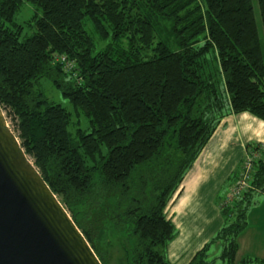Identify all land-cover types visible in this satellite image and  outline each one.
Here are the masks:
<instances>
[{
    "label": "trees",
    "instance_id": "trees-1",
    "mask_svg": "<svg viewBox=\"0 0 264 264\" xmlns=\"http://www.w3.org/2000/svg\"><path fill=\"white\" fill-rule=\"evenodd\" d=\"M256 3L260 25L253 0H0V108L101 264L109 234L127 241L129 264H171L169 207L220 121L247 113L264 122ZM26 4L32 16L17 23ZM245 157L250 189L220 205L222 227L189 264H236L248 210L264 193V145H247ZM218 242L220 256L207 261Z\"/></svg>",
    "mask_w": 264,
    "mask_h": 264
},
{
    "label": "water",
    "instance_id": "water-1",
    "mask_svg": "<svg viewBox=\"0 0 264 264\" xmlns=\"http://www.w3.org/2000/svg\"><path fill=\"white\" fill-rule=\"evenodd\" d=\"M0 264H101L0 108Z\"/></svg>",
    "mask_w": 264,
    "mask_h": 264
},
{
    "label": "crops",
    "instance_id": "crops-1",
    "mask_svg": "<svg viewBox=\"0 0 264 264\" xmlns=\"http://www.w3.org/2000/svg\"><path fill=\"white\" fill-rule=\"evenodd\" d=\"M249 144L264 145V122L247 113L227 115L220 121L169 207V217L177 230V236L167 246L171 264H189L222 227L220 206L217 208L211 203L215 202L225 183L235 184L236 179L232 175L237 173L245 147ZM223 202L219 200L218 203L222 205ZM173 209L178 210L175 220ZM247 222V228L237 240V255L241 254L240 261L244 258L264 259V193L248 210ZM250 229L255 235L247 233ZM194 244L197 246L190 249Z\"/></svg>",
    "mask_w": 264,
    "mask_h": 264
},
{
    "label": "rangeland",
    "instance_id": "rangeland-1",
    "mask_svg": "<svg viewBox=\"0 0 264 264\" xmlns=\"http://www.w3.org/2000/svg\"><path fill=\"white\" fill-rule=\"evenodd\" d=\"M253 5H254V9H255V16H256L257 22L260 25V22L258 20L259 19V13H258L256 0H253ZM32 13H33L32 6H30L29 4H26L22 8L21 12L16 16L15 20H16L17 23H23L24 21H27L32 16ZM85 30H86V32H88L89 34L92 35L91 27H90L89 24H85ZM157 39L158 38L156 37L155 40H154L152 48L157 43ZM94 40L97 43V48L98 49H101V48H103L105 46V44L104 43H100L98 41V39L94 38ZM123 46H126V41H123ZM137 46L139 47L138 44H137ZM141 52H142V54H143V56L145 58H149V57L152 56V52L149 51V50L145 51V52L144 51H141ZM220 87H222V86L219 85L218 88H220ZM44 88H45V92H46V94L48 95L49 98H51L54 102H56L57 104H60L67 111H69L70 113L73 114L72 106L66 100H64L56 90L52 89L49 84H46L44 86ZM7 123L9 125V127H11L9 121ZM87 127L88 126H87L86 119H84V118L81 119V128L82 129H86ZM233 186H234L233 183H225V185L222 187V189H221L220 193L218 194V196L214 199L215 202H213L211 204L218 208L220 206V204H221V203L220 204L218 203L219 200L220 201L222 200V201L225 202V200L229 196L230 190H231V188ZM224 202H223V204H224ZM176 205H177V203H176ZM196 205H199V203H197ZM193 206H195V205H193ZM172 211L174 213L172 216L174 217V220H175L176 217H177V214H178V210L177 209H173ZM206 213H205L206 215L209 214L207 211H206ZM193 216H194V214H193ZM212 223H213V226H214L215 225L214 221ZM247 233H250L251 235H255V232L253 230H251V229ZM214 237H215V235H213L212 239ZM199 238L201 240V237H199ZM212 239L207 241L206 244L210 243L212 241ZM105 243H107V245L105 247L107 264H129L128 261H126V250H128L129 247H128V245H126L127 241L125 239L120 240V239H118L117 236L109 234L107 236V238L105 239ZM194 246H197V244H194L192 247H190V249H192ZM220 254H221V243L218 242V243L212 244V246L210 247L209 252H208L207 261H213L215 259H218ZM240 255L241 254L237 255V257H236V260H235L236 264H240V262H241L240 260H241L242 257ZM166 256H167V259H168L167 248H166ZM214 264H222V262L219 261V260H216V262Z\"/></svg>",
    "mask_w": 264,
    "mask_h": 264
},
{
    "label": "built area",
    "instance_id": "built-area-1",
    "mask_svg": "<svg viewBox=\"0 0 264 264\" xmlns=\"http://www.w3.org/2000/svg\"><path fill=\"white\" fill-rule=\"evenodd\" d=\"M62 62H65L64 58H61ZM69 67V63L65 62ZM252 159L250 157L244 158V164L239 172L238 178L235 181L234 186L230 190L229 196L226 198L224 204H231L237 201L244 193L250 189V173H251Z\"/></svg>",
    "mask_w": 264,
    "mask_h": 264
}]
</instances>
